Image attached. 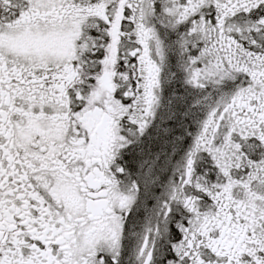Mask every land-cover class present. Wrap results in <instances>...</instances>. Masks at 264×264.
<instances>
[{
    "label": "snow or ice",
    "instance_id": "obj_1",
    "mask_svg": "<svg viewBox=\"0 0 264 264\" xmlns=\"http://www.w3.org/2000/svg\"><path fill=\"white\" fill-rule=\"evenodd\" d=\"M0 264H264V0H0Z\"/></svg>",
    "mask_w": 264,
    "mask_h": 264
}]
</instances>
